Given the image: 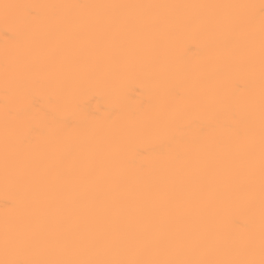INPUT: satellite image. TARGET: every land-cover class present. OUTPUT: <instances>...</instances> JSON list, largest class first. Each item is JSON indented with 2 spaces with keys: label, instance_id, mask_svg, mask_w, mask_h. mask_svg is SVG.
<instances>
[{
  "label": "bare ground",
  "instance_id": "obj_1",
  "mask_svg": "<svg viewBox=\"0 0 264 264\" xmlns=\"http://www.w3.org/2000/svg\"><path fill=\"white\" fill-rule=\"evenodd\" d=\"M0 264H264V0H0Z\"/></svg>",
  "mask_w": 264,
  "mask_h": 264
}]
</instances>
